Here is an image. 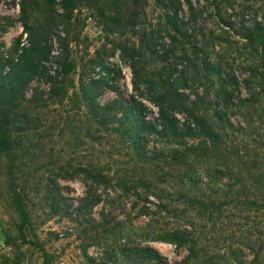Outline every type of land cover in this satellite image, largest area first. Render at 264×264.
Instances as JSON below:
<instances>
[{
  "label": "rangeland",
  "instance_id": "1",
  "mask_svg": "<svg viewBox=\"0 0 264 264\" xmlns=\"http://www.w3.org/2000/svg\"><path fill=\"white\" fill-rule=\"evenodd\" d=\"M96 1L101 8L107 7L104 0ZM189 1L194 6L196 22H191L189 8L185 0H181L184 11L180 13V19L190 21L188 32L192 34V44L186 45L185 50L190 56L194 50L198 51L200 59L221 65L227 73H234L240 82L239 96L249 99L245 105L234 99L228 112V119L234 128L226 129L221 145L190 162L198 173L230 167L233 175L222 179L221 183H235L239 187L243 182L251 189L252 199L264 196V186L258 191L255 185L264 183V78L258 71L259 54L241 35L243 23L249 25L247 21H251L253 15L264 23V0ZM68 2H27L26 15L32 28L46 25L51 34V58L50 62L45 63L50 74L54 75L60 69V57L67 58L71 69L67 75L68 92L64 100L41 111V117L48 120L47 127H52L50 135L42 141L34 137L31 153L24 158L17 157L16 184L19 190L27 192L23 195L30 221L27 225L22 226L7 187V160L0 157V263L45 264L47 254L50 264H147L127 259L109 262L106 259L123 248L149 247L163 258L164 264H195L187 260L186 249L161 239L163 233L186 228L187 225L185 219H175L160 209L161 202L170 203L165 197L168 196L172 200V210H184L178 198L181 191L178 181L184 168L181 166L178 169L175 163L159 162L145 165V171L140 172L137 169L143 165L133 161L132 153L118 143L116 136H104L94 145L83 139L89 127L79 95V82L105 75L98 67V62H103L106 68L117 73L115 85L121 95L128 101L137 97L131 67L116 48V42L128 39L130 46L138 47L139 38L130 30L124 35L105 31L96 7L89 0ZM20 4L21 0H0V56L17 58L22 49L29 45ZM108 6L111 10H107V14L129 21L133 9L131 0H118L117 6ZM245 6H250L253 11L243 17ZM135 12L136 30L160 32L159 54L171 49L163 18L165 12L156 6L155 0H141ZM222 20L231 22L233 28L227 27ZM181 53L182 49L179 48L164 63L156 58L151 59L148 70L151 72L167 65H176L178 70L186 68L185 61L176 59ZM247 81L250 84L246 85ZM34 91L47 93L49 85L38 78L31 83L27 96L31 97ZM210 93L212 99V90ZM116 98L117 95L108 90L100 102L103 104ZM144 102L150 109L148 119L155 122L158 118L157 108L148 101ZM178 118L182 125L188 123L184 115H178ZM77 136L81 139H77ZM150 140L148 149L151 152L163 150L155 138ZM71 142L74 145H69ZM197 142L190 140L189 145H196ZM75 143L79 145L75 146ZM90 163L111 179V185H95L85 174L74 173ZM130 177L144 180L153 187L126 193L119 184ZM53 182L62 198L58 211L51 209L52 202L46 198V187H54ZM90 189L93 196L101 198L100 203L81 213L78 209L88 197ZM153 193L161 194L165 199L162 201ZM231 212L249 217L248 226L253 228L250 231L251 242H246L247 246L255 248L257 252L262 249L264 259V209L242 213L233 209ZM230 213L229 219L221 224L225 235H232L240 229V225L237 226L239 220ZM255 226L257 229H254ZM239 235L236 233V236ZM251 252L245 249L247 261L253 259Z\"/></svg>",
  "mask_w": 264,
  "mask_h": 264
},
{
  "label": "trees",
  "instance_id": "2",
  "mask_svg": "<svg viewBox=\"0 0 264 264\" xmlns=\"http://www.w3.org/2000/svg\"><path fill=\"white\" fill-rule=\"evenodd\" d=\"M104 1L107 7L101 8L98 1L89 0L96 7L105 31L114 35H124L130 30L139 38L138 47L130 46L128 39L116 42V48L121 51L131 67L133 89L138 98L134 96L130 101L126 100L115 85L117 73L106 68L103 62H98V67L105 75L100 74L97 79L79 82V95L89 127L83 139L94 145L95 142L103 140L104 136L109 138L116 136L118 143L132 153L133 161L143 165L137 169L140 172L145 171V165H155L159 162L175 163L178 169L181 166L184 168L178 181L181 186L178 198L184 205V210L177 208L172 210L170 208L172 200L168 196L165 197L170 203L161 202L160 209L175 219H185L187 225L186 228L163 233L161 239L175 244L178 248L186 249L188 261L195 264H264L262 249L257 252L255 248L247 246V243L251 242L250 231L252 232L253 226H248L249 217L242 213L264 209V196L259 195L252 199L251 189L243 182L239 187L235 183H221L222 179L233 175L234 171L230 167H226L225 170L198 173L190 162L191 159L203 153H210L212 148L221 145L226 129L234 128L228 119V112L234 99L242 105L249 101L239 96L238 78L232 72H225L221 65L200 59L198 51L194 50L190 56L185 50L186 45L192 44V34L188 32L190 21L180 19V13L184 11L181 0H155L156 6L165 12L162 17L165 18L171 45V49L161 55L157 50L160 32L147 33L145 30H136L135 11L141 0H131L133 9L129 21L126 22L121 17L115 18L106 13L107 10H111L108 5L117 6L118 0ZM27 2L28 0H21L20 6L29 45L22 49L17 58L0 56V157L3 156L7 160L6 183L22 226L29 224L30 221L27 206L23 202L27 192L19 190L16 184L17 157L24 158L31 153L34 137L42 141L50 135L52 127H47L48 120L44 116L41 117V111H46L51 104L56 105L64 100L68 92L67 75L71 69L67 58L60 57L58 58L60 69L54 75L50 74L45 63L50 62L51 58V34L46 25L32 28L26 15ZM69 2L71 4L76 0ZM185 2L191 14V22H196L193 4L189 0ZM217 10L221 16L220 8L217 7ZM252 11L250 6H245L243 17ZM247 22L249 25L243 23L241 27V35L259 54L258 71H261L259 75L264 78V23L258 21L254 15L253 19ZM224 24L233 28L231 22L224 21ZM179 48L182 49V53L176 59L185 61L186 68L178 70L176 65H167L155 68L151 72L148 70L151 59L167 62L169 56L175 55ZM38 78L45 80L49 85V91L47 93L34 91L32 96L28 97L31 83ZM245 84L248 85L250 82L247 81ZM108 90L115 93L117 98L101 104L100 100ZM211 90L214 95L212 99ZM144 101L157 108L158 118L155 122L148 119L150 109ZM211 109L213 112L210 114ZM178 115H184L188 123L182 125ZM151 138H155L161 144L162 151L156 149L151 152L148 149ZM77 139L81 138L77 136ZM190 140L198 142L196 145H189ZM71 143L69 145H74ZM78 145L75 143V146ZM74 173L85 174L95 185H111V179L102 174L93 163L86 168H78ZM255 185L259 191L263 189L264 183L258 182ZM53 186L46 187V198L52 202L51 209L58 211L62 198L54 182ZM119 186L126 193L153 187L144 180L131 177L129 180L125 179ZM153 195L162 201L165 199L161 194ZM100 200V197L93 196L90 189L88 197L82 201L78 211L83 213L96 207ZM233 209L242 214L237 216L230 213ZM228 213L239 220L237 226L240 225V229L236 231L239 236H236V233L224 234L221 224L223 220L229 219ZM254 229H257V226ZM246 233L249 236H244ZM22 237L25 236L22 234ZM245 249L252 251V260L247 261ZM120 259L164 264L163 258L149 247L123 248L117 253L110 254L106 260L113 262ZM44 261L45 264H50L47 254Z\"/></svg>",
  "mask_w": 264,
  "mask_h": 264
}]
</instances>
